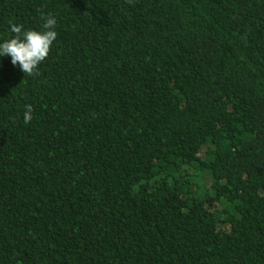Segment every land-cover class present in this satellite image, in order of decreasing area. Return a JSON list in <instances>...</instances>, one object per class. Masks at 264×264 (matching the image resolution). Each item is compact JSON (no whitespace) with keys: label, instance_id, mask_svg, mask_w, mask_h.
Returning <instances> with one entry per match:
<instances>
[{"label":"trees","instance_id":"16d2710c","mask_svg":"<svg viewBox=\"0 0 264 264\" xmlns=\"http://www.w3.org/2000/svg\"><path fill=\"white\" fill-rule=\"evenodd\" d=\"M48 14L0 57V264H264V0H0V43Z\"/></svg>","mask_w":264,"mask_h":264},{"label":"clouds","instance_id":"9594fccd","mask_svg":"<svg viewBox=\"0 0 264 264\" xmlns=\"http://www.w3.org/2000/svg\"><path fill=\"white\" fill-rule=\"evenodd\" d=\"M56 23L55 17L48 14L43 24L44 31L22 30V25L11 24L10 31L14 35L0 43V57H11V63L19 65L25 75H37L36 69L46 60L57 39V32L54 30ZM25 109L23 119L28 124L33 119V107L29 104L25 105Z\"/></svg>","mask_w":264,"mask_h":264}]
</instances>
